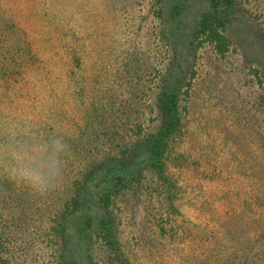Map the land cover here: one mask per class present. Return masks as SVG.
<instances>
[{"label":"rangeland","instance_id":"1","mask_svg":"<svg viewBox=\"0 0 264 264\" xmlns=\"http://www.w3.org/2000/svg\"><path fill=\"white\" fill-rule=\"evenodd\" d=\"M17 1L22 26L36 23L26 26V37L43 30L42 53L53 32L52 44L68 40L75 51L70 67L62 65L72 100L62 114L49 104L52 95L41 94L49 86L36 80L38 67L13 61L5 39L16 28L0 26V127L31 128L71 144L57 190L69 191L71 180L159 125L157 96L174 49L181 128L169 142L164 173L145 170L118 198L117 243L131 264H264V0H238L224 56L208 43L189 47L208 0H164L163 23L155 0ZM54 201L0 175V256L7 264H59L49 217ZM72 221L76 216L66 225L67 257L87 264V242L72 236ZM92 255L96 264H115L98 246Z\"/></svg>","mask_w":264,"mask_h":264},{"label":"trees","instance_id":"2","mask_svg":"<svg viewBox=\"0 0 264 264\" xmlns=\"http://www.w3.org/2000/svg\"><path fill=\"white\" fill-rule=\"evenodd\" d=\"M155 1L158 3L155 15L163 23L164 0ZM238 2V0H208V8L202 13L197 22V27L189 39V47L192 52L204 43L212 45L220 56H224L229 51L230 39L226 35L225 29L234 8L238 6ZM17 7V0H0V26L3 27L4 24L7 28L14 26L17 30L15 35H8L5 39L7 45L12 46L13 61L18 58L23 63L20 66L27 69L30 66L31 68L33 66L38 67V71L35 69L36 80H39V84L43 82V85L49 86L48 90L42 89L41 94L46 99L52 95L54 100L49 104L56 105V110L60 109L63 114V111L70 108L72 100L68 94L71 92V85L66 79V76H70L68 72H63L62 65L65 62L67 68L70 67V58H72L71 55L75 54V51L70 52V49H67L66 41L68 40L62 41L61 46L58 43L52 44L58 42L57 32H53L48 44L51 45L42 53L44 39H42L41 33L43 30H39V28L35 30L38 36L33 40L29 36L26 37V26H36V23L32 21L22 26V21L17 20V14L14 12ZM174 7L175 15H177L183 5L180 3ZM23 11L25 12V10ZM26 19H28L27 16L24 17V20ZM15 20L19 22L21 36L19 28H17L18 23ZM55 25L56 22L53 27ZM177 59L178 56L173 49L172 61L167 68L164 79L165 85L157 96L156 107L159 125L148 132L146 136L139 138L137 143L130 146L125 145L124 149L119 151L120 156L106 157L97 164H93V170L87 172L81 179L71 180L69 191L55 190L49 193L51 199L55 200V203L52 204V208L55 209L53 214H49V217L52 224L51 234L58 238L57 258L59 264H76L74 258L67 257L71 238L68 235L66 225L73 216H76L78 223L72 221V224L78 225V227L73 230L72 236H82L87 242V264H96L92 260V252L95 250V246L101 248L115 264H131L124 257L117 243L116 216L113 208L121 195L134 189L145 170H152L156 173L159 172V174L164 173L169 142L180 130L182 122V108L179 104L181 100L180 88L177 84L178 81L175 80L176 77L172 74V71L177 69ZM71 71L74 72L72 69ZM190 71L192 72V70ZM251 71L255 76H259V69L252 68ZM3 74L4 72L1 71L0 75ZM0 81L2 82L1 79ZM136 131H139L137 135H140V129L136 128ZM81 146L82 144L73 145L75 154L81 151ZM54 194L55 196H53ZM58 199L59 201H57ZM161 229L164 231V228ZM3 235L4 233L0 232V245ZM0 264H7L6 259L1 256Z\"/></svg>","mask_w":264,"mask_h":264},{"label":"clouds","instance_id":"3","mask_svg":"<svg viewBox=\"0 0 264 264\" xmlns=\"http://www.w3.org/2000/svg\"><path fill=\"white\" fill-rule=\"evenodd\" d=\"M71 144L61 136L45 137L31 128L0 127V175L39 196L61 188Z\"/></svg>","mask_w":264,"mask_h":264}]
</instances>
